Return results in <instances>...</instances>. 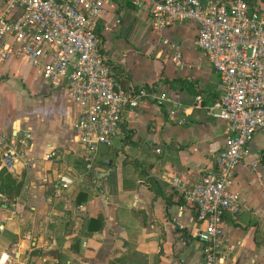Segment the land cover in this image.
<instances>
[{"label":"crops","instance_id":"crops-1","mask_svg":"<svg viewBox=\"0 0 264 264\" xmlns=\"http://www.w3.org/2000/svg\"><path fill=\"white\" fill-rule=\"evenodd\" d=\"M106 6L97 29L115 82L165 92L168 100L144 98L124 110L122 134L100 145L88 166L73 129L79 107L67 89L50 86L23 58H0V134L28 141L26 155L5 169L19 192L8 198L0 191L2 263L204 264L195 210L182 188L214 166L224 146V122L195 106L197 94L203 106L217 98V73L194 44V24L158 32L130 0ZM175 49L180 64L172 60ZM263 149L257 132L235 167L242 211L222 221L217 264H264ZM61 174L72 181L59 190ZM79 192L86 198L77 204Z\"/></svg>","mask_w":264,"mask_h":264},{"label":"built area","instance_id":"built-area-1","mask_svg":"<svg viewBox=\"0 0 264 264\" xmlns=\"http://www.w3.org/2000/svg\"><path fill=\"white\" fill-rule=\"evenodd\" d=\"M0 1V58H23L50 86L67 89L79 107L73 129L88 166L100 145H111L122 134L124 110L144 98L158 105L168 100L165 92L124 88L115 82L97 32L107 12L106 0ZM130 1L148 14L155 31L176 23L194 24V44L218 76L217 98L203 106V96L197 94L195 106L224 122V146L214 166L182 188L185 202L195 210L194 234L203 243V263L217 264L223 257L222 221L242 211L235 167L252 136L264 135V8L251 6L248 0ZM172 60L181 63L177 49ZM27 148L26 137L0 134V167H14ZM71 181L70 176L59 175L58 189Z\"/></svg>","mask_w":264,"mask_h":264},{"label":"trees","instance_id":"trees-1","mask_svg":"<svg viewBox=\"0 0 264 264\" xmlns=\"http://www.w3.org/2000/svg\"><path fill=\"white\" fill-rule=\"evenodd\" d=\"M251 6L257 5L255 3L256 0H248ZM259 1H264V0H259ZM97 32L99 34V29H97ZM260 159L264 163V149L260 153ZM0 177H1V182H0V191L4 192L8 198L13 197L19 192V184L15 183V181L9 176L8 173H6V170L2 167H0ZM86 198V194L83 192H79L77 197H76V203L79 204ZM91 220V218H90ZM100 228V227H99ZM89 230H92L89 228Z\"/></svg>","mask_w":264,"mask_h":264},{"label":"water","instance_id":"water-1","mask_svg":"<svg viewBox=\"0 0 264 264\" xmlns=\"http://www.w3.org/2000/svg\"><path fill=\"white\" fill-rule=\"evenodd\" d=\"M102 175L105 174V173H101ZM5 206V205H4Z\"/></svg>","mask_w":264,"mask_h":264}]
</instances>
